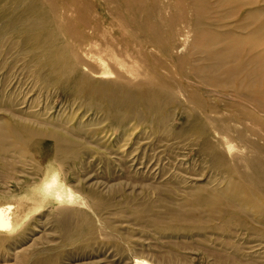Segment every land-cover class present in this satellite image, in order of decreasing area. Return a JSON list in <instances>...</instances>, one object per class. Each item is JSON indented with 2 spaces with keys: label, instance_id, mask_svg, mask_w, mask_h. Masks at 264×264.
Listing matches in <instances>:
<instances>
[{
  "label": "rangeland",
  "instance_id": "rangeland-1",
  "mask_svg": "<svg viewBox=\"0 0 264 264\" xmlns=\"http://www.w3.org/2000/svg\"><path fill=\"white\" fill-rule=\"evenodd\" d=\"M19 1L0 0V18L6 5ZM32 1L25 0L23 5ZM92 1L99 4L92 9L99 14L103 37L116 39L123 32L130 38L134 35L131 28L142 36V22L165 41L163 25L171 16L170 8L181 5L193 10L198 6L202 11L205 5L207 14L216 19L226 16L222 6L227 0H150L148 21L140 10L132 16L115 0ZM52 2L39 0L45 11ZM226 5L230 7L228 2ZM237 6L247 8L242 16L249 11L264 13V0H237ZM159 8L165 9L158 13ZM173 12L176 14V10ZM184 18H189L188 12ZM178 27L181 32L190 30ZM3 34L0 28V148L6 150L0 151V192L9 194L7 202L16 203L19 220L12 233L0 234V264H123L117 261L119 253L125 256L132 246L153 264H264V215L255 216L260 225L237 210L222 215L226 204L210 197L229 193L223 185L214 186L220 172L209 158L198 154L196 139H188V121L183 125L185 133L172 148L171 143L160 142L162 136L154 138L155 132L147 125L126 122L116 132L108 120L104 122L102 114H88V108L74 104L55 89H43L33 72L24 67L26 61L18 49H12L10 36L3 39ZM155 49L153 56H163ZM171 109L169 124L178 128L182 112ZM15 117L32 118L44 126L66 119L67 128L89 127L100 133V140L85 141L88 151L80 148L76 157L69 153L67 159L61 158L60 170L53 165L59 183L71 191L72 202L48 201V188L31 192L49 180L46 171L54 144L43 140L39 145L35 137L25 145L18 143L8 131ZM231 160V156L224 157V163ZM214 188L222 191L215 192ZM247 229H252L250 233L258 237L254 241L258 239L263 247L257 254L261 258L254 261L250 252L256 249L250 251L245 245Z\"/></svg>",
  "mask_w": 264,
  "mask_h": 264
},
{
  "label": "bare ground",
  "instance_id": "bare-ground-1",
  "mask_svg": "<svg viewBox=\"0 0 264 264\" xmlns=\"http://www.w3.org/2000/svg\"><path fill=\"white\" fill-rule=\"evenodd\" d=\"M149 1L114 3L132 16L140 10L148 21ZM23 3L25 0H20L2 9L0 28L3 39L10 36L12 49H18L26 61L23 66L33 72L43 89H55L74 104L88 108V114H102L104 122L108 120L116 132L126 122L147 125L155 132L152 136H162L160 142L171 143L169 147L185 133L183 125L188 121V139H196L198 154L209 158L220 172L214 186H224L229 193L210 198L226 204L222 215L237 210L260 225L255 216L264 215V13L249 11L242 16L247 8L234 7L237 0H227L222 6L226 16L215 19L207 14L205 5L202 11L198 6L190 10L180 5L168 10L171 16L164 20L165 41L158 31L149 30L142 22V36L131 28L134 35L130 38L122 32L119 38L109 39L102 36L99 14L92 9L99 6L96 1L53 0L48 11L41 9L39 0L26 6ZM164 9L159 8L158 13ZM185 12L189 14L187 19ZM224 20L230 21L221 26ZM131 22L135 26L134 19ZM178 26L190 30L181 32ZM154 49L163 56H153ZM171 108L182 112L178 128L169 124ZM31 120L15 117L8 130L20 144L34 137L39 145L43 140L54 144L50 169L46 171L49 180L31 192L48 188V201L70 203L72 193L66 184L59 183L53 165L59 169L63 158L76 157L80 148L88 151L85 141L100 140V133L86 126L67 128L66 119L50 126ZM225 156L232 157L230 163H224ZM8 197L0 192V234L12 233L19 220L16 203L7 202ZM251 231H244V236L247 249L258 251L250 252L254 261L261 258L258 255L263 247L258 239L254 241L257 236ZM135 247L125 256L120 252L117 261L153 264L138 255Z\"/></svg>",
  "mask_w": 264,
  "mask_h": 264
}]
</instances>
